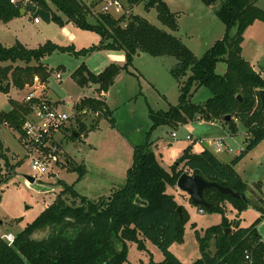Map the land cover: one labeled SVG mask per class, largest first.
<instances>
[{
  "label": "trees",
  "instance_id": "obj_1",
  "mask_svg": "<svg viewBox=\"0 0 264 264\" xmlns=\"http://www.w3.org/2000/svg\"><path fill=\"white\" fill-rule=\"evenodd\" d=\"M101 1L49 0L59 12L56 13L46 0H26V5L34 4L50 11L51 20L59 25L66 22L93 30L100 39L96 44L79 49L73 44L58 45L50 40L33 48L19 41L9 46L0 43V91L8 93L11 87L23 89L34 77L47 83L53 70L42 60L54 51L85 59L96 51L119 50L124 52V61L110 62L98 73L92 72L82 60L73 72L77 84L81 88L94 85L97 93L107 92L121 71L134 74L129 68L137 53L172 56L177 62L169 72L179 85L178 103L166 110L148 107L151 126L145 132V140L132 146V162L124 185L109 196L92 200L77 193L72 184L59 180L60 192L31 222L15 233L11 244L0 236V264H123L128 243L144 248V239L161 250L162 264H185L170 250V245L181 239L187 214L183 208L178 212L173 195L166 192L167 185H176L178 177L186 170L239 193H245L249 188L233 167L264 139V109L259 98V90L264 89V77L241 54L245 28L255 20L264 21V9L255 4L257 0H221L214 12L225 24L224 34L199 57L173 33L178 30V22L165 1L120 0L126 8L141 2L146 11L154 8L157 19L168 30L157 27L138 13L116 17L100 10L93 16L92 9ZM201 1L213 6L218 0ZM23 2L0 0V21L7 22L19 16ZM233 27L236 31L231 35ZM218 62L226 65L222 74L215 71ZM200 86L207 87L210 96L203 103H194L191 98ZM9 103L10 109L0 112V125L8 123L23 135L22 125L32 112L31 103L13 98H9ZM85 109H90V114H97L98 118L105 117L114 122L113 112L103 96H84L76 106L78 129L70 130L71 139L97 125L98 119L89 127L80 120L87 114L82 113ZM226 115H230V119L226 120ZM194 118L218 120L230 134L237 132V122H240L246 130L244 148L225 163L206 147L196 153L188 145L166 170L150 148V132L159 125L177 126ZM64 128L67 129V125L61 129ZM0 157L7 160L4 154ZM71 170L78 174L84 172L82 164L72 166ZM256 184L260 188V183ZM203 197L214 204L211 211L223 214L222 220L206 228L203 236L198 237L201 257L186 264H264V243L256 229L264 217V207L259 205V199L247 197L244 201L222 194L215 187L204 189ZM189 201L192 203L190 198ZM226 201L239 214L252 205L259 215L246 226L232 228L224 212ZM199 208L207 210L202 206ZM45 225L50 227L47 237L29 239L28 235L35 228Z\"/></svg>",
  "mask_w": 264,
  "mask_h": 264
},
{
  "label": "rangeland",
  "instance_id": "obj_2",
  "mask_svg": "<svg viewBox=\"0 0 264 264\" xmlns=\"http://www.w3.org/2000/svg\"><path fill=\"white\" fill-rule=\"evenodd\" d=\"M163 1L176 14L178 30L173 33L197 57L223 36L225 24L214 12V8L221 0L213 6H208L201 0ZM104 4L105 1H101L98 7H94L92 15L95 16ZM143 4L141 2L136 5L133 13H138L157 27L168 30L157 19L156 10L150 8L146 11ZM255 4L264 9V0H257ZM109 12L114 16L119 14L113 8H110ZM34 17L32 11L20 15L16 20L17 29L11 33L5 32L6 26H2L3 22L0 21V40H16L15 36L18 35L30 48L50 40L58 45L73 44L76 49L87 47L97 41L98 34L93 30L82 29L69 23L73 35L70 39L65 36L62 25L56 21L46 23L38 17L39 21L35 22ZM235 31L236 27H233L230 34L233 35ZM241 45L243 58L255 70L263 72L264 77V21L255 20L245 28ZM82 60L81 57L68 52L54 51L42 60L53 69L47 83L34 77L32 83L26 84L23 89L11 87L8 93L0 91V112L10 109L9 98L22 102L29 92H35L40 98L52 101L59 111L71 115L66 123L67 129L43 135L39 142L34 140V134L19 135L8 123L0 125V154H4L7 159L5 161L0 157V235L4 233L15 235L31 222L60 192L59 180L72 184L77 193L92 200L109 196L124 185L127 169L132 161V146L145 140V132L151 126L148 107L166 110L178 103L179 85L169 72L177 62L176 59L172 56L136 54L130 67L134 74H124L119 83L109 90L108 107L113 112L114 122L109 118H98L97 114L87 113L80 120L89 127L92 121L98 119L97 125L90 130L87 128L88 130L78 138L71 139L70 130L78 129L75 113L79 98L91 95V91L88 88L82 89L73 77V72ZM225 69L224 62L216 64L217 73L222 74ZM56 73L61 75V79L55 78ZM117 88H120V91H117ZM209 96V89L200 86L193 93L191 100L194 103H203ZM67 103H71V106L69 107ZM28 119L36 125L34 112L27 117ZM173 132L175 136L171 135ZM188 134L194 138H205V143L200 144L195 140L186 139ZM215 137L224 138L228 151L212 152L223 162L228 163L244 148L246 130L237 122V132L230 134L227 127L218 120L194 118L177 126L169 124L157 126L150 132L149 142L158 162L168 170L186 146L191 145L194 151L204 147L210 149L208 138ZM51 150L54 151V159L48 153ZM38 151L47 162V169L42 173L31 169V158L37 156ZM78 164H82L84 168L82 174L71 170L72 166ZM233 168L249 185L245 191L246 197L258 198L259 205L264 207V139ZM184 172L192 174L186 170L182 173ZM25 175L33 177L34 180L27 181ZM256 182L260 183V188ZM166 192L173 195L178 207L183 208L187 214L181 239L170 245V250L186 264L201 257L198 237L203 236L206 228L219 224L223 214L217 210L200 212L199 206L191 203L188 194L178 189L176 185H167ZM224 204V212L232 228L236 225L246 226L259 215V211L252 205L247 206L238 215L234 214L236 209L231 207L230 203L226 201ZM256 229L264 243V217ZM143 245L144 248H138L136 243L129 242L123 264H162L161 250L146 239L143 240ZM210 249L214 250L212 242Z\"/></svg>",
  "mask_w": 264,
  "mask_h": 264
},
{
  "label": "built area",
  "instance_id": "obj_3",
  "mask_svg": "<svg viewBox=\"0 0 264 264\" xmlns=\"http://www.w3.org/2000/svg\"><path fill=\"white\" fill-rule=\"evenodd\" d=\"M103 1H105V4L100 9L103 12H109L110 8H113L114 10L119 12L117 16L119 15L128 16L129 14L133 13L132 8H126L122 3V1L120 0H103ZM25 5H26V0H24L23 2V6ZM34 20L36 22L39 21L37 16L34 17ZM55 78L61 79V75L59 73H56ZM25 101L31 103V108H32L31 114L34 112V117L37 123L36 125H34L32 121L26 119V121L23 123L24 126L22 125V128L24 133H27L28 135L34 134L35 135L34 140L36 142H39L40 141L39 139L43 137V135H48L49 133H53L54 131L61 130L63 126H66V123L71 117V115H67V113L59 111L57 106H55L52 101L45 98H40V96L36 95L35 92H29L25 96ZM83 112L92 113L90 109H85L82 111V113ZM76 113L78 112L76 111ZM171 135L175 136L176 134L173 132ZM186 138L191 139V135L190 134L186 135ZM197 140L201 144L205 143V139H197ZM207 142L211 146L210 149L208 148L211 151L214 150L217 152H221V150H223L224 148V141L222 138H216V137L210 138L208 139ZM35 151H37V148L35 149ZM48 153L53 157V158L51 157L52 159L55 158L54 151L51 150ZM31 169L33 171L41 172V173L46 171L47 169L46 158L42 155L41 152L38 151L37 156L31 158ZM199 211L203 212L204 209L199 208ZM0 236L8 244H11L14 240V235L11 233H4Z\"/></svg>",
  "mask_w": 264,
  "mask_h": 264
},
{
  "label": "water",
  "instance_id": "obj_4",
  "mask_svg": "<svg viewBox=\"0 0 264 264\" xmlns=\"http://www.w3.org/2000/svg\"><path fill=\"white\" fill-rule=\"evenodd\" d=\"M27 11H32L35 17L36 16L39 17L41 20H43L46 23L50 22V12L44 8L38 7L34 4H28V5L20 7L19 15H23ZM137 55H139V53H137ZM237 97L240 98L239 95ZM259 98H260L261 108L264 109V89L259 90ZM225 119L226 120L230 119V115H226ZM74 136H76V133H74ZM25 178L27 181H30V182L34 180V178L29 175H25ZM176 186L178 187V189L188 194L193 204L197 206H202L209 211L212 210V208L214 207V204L206 202L203 197V191L204 189L208 187H215L222 194H230L233 197L240 198V199H243L244 201H247V197L245 193H239L217 182L208 181L204 179L203 177H201L199 174H188L185 172L180 174V176L178 177L176 181ZM177 210L180 213L181 208L178 207ZM49 232H50L49 225H45L43 227L35 228L28 235V237L31 240H42L45 237H47Z\"/></svg>",
  "mask_w": 264,
  "mask_h": 264
},
{
  "label": "crops",
  "instance_id": "obj_5",
  "mask_svg": "<svg viewBox=\"0 0 264 264\" xmlns=\"http://www.w3.org/2000/svg\"><path fill=\"white\" fill-rule=\"evenodd\" d=\"M47 1V0H46ZM83 1H85L86 3H89L91 0H83ZM103 1V0H102ZM48 3H49V0L47 1ZM100 3V2H99ZM99 3L96 5V7H98V5H99ZM49 5H50V7H51V9L54 11V12H56V13H59L56 9H55V7L53 6V5H51L50 3H49ZM136 6V5H135ZM135 6H133L132 7V10L134 11V7ZM50 12V11H49ZM25 14V13H24ZM20 16V15H19ZM19 16H16V17H14L13 19H11V20H9V21H7V22H3V25L2 26H6V30H5V32H7V33H11L12 31H16V29H17V27L15 28V26H18L17 25V19H18V17ZM62 19L65 21V17L64 16H62ZM92 20V19H91ZM35 21V20H34ZM52 20H51V12H50V22H51ZM36 22V21H35ZM38 22V21H37ZM50 22H48V23H50ZM62 30H63V32L65 33V36H67V37H70V39L71 38H73V35H72V32L70 31V27H69V23H64L63 25H62ZM176 32V31H175ZM15 39L16 40H9V39H7V40H5V41H1L0 40V43L2 44V45H5V46H9V45H12L13 43H15L16 41H19L20 43H22L23 45H25L26 44V42H24V41H21L20 39H19V37H18V35H16L15 36ZM99 35H98V38H97V41H96V43H98V41H99ZM95 43V44H96ZM94 44V43H93ZM26 46V45H25ZM242 46V45H241ZM26 47H28V46H26ZM142 53H139V55L138 56H140ZM124 59H125V55H124V52L123 51H119V50H101V51H96V52H93L91 55H89L88 57H86L85 59H83L84 61H85V64H86V66L92 71V72H94V73H98V72H100L108 63H110V62H123L124 61ZM79 63H81V62H79ZM253 67V66H252ZM53 70V69H52ZM129 70H130V68H129ZM131 71V70H130ZM256 71H259V70H256ZM224 73V72H223ZM124 74H131V73H129V72H126V71H121L117 76H116V78H115V81H114V83L109 87V89H108V91L107 92H102L101 94H99L100 96H103L104 98H105V101H106V103H107V106L109 105V90H110V88H112L113 86H116L118 83H119V80H121L122 78H123V76H124ZM262 76H263V72H261L260 73ZM86 88H88L90 91H91V95H83V96H81L79 99H81L82 97H84V96H97L98 95V93L95 91V86L94 85H89V86H87V87H84V88H82V89H86ZM117 91H120V88H117ZM67 105L70 107L71 106V103H67ZM220 122V121H219ZM221 123V122H220ZM191 135V134H190ZM187 139V138H186ZM197 139H205V138H201V137H197V138H194L192 135H191V139H189V140H195V141H197L198 142V140ZM209 139V138H208ZM223 139V141H224V138H222ZM199 143V142H198ZM201 144V143H200ZM205 148V147H204ZM203 149V148H202ZM201 149V150H202ZM191 150H192V148H191ZM201 150H198V151H194V150H192L193 152H196V153H198V152H200ZM211 151V150H210ZM222 151H225V152H227L228 151V146L225 144V141H224V148H223V150ZM221 151V152H222ZM239 153V152H238ZM220 159V158H219ZM221 160V159H220ZM132 162V161H131ZM235 211V210H234ZM234 214H238L239 215V213H237V212H235Z\"/></svg>",
  "mask_w": 264,
  "mask_h": 264
}]
</instances>
